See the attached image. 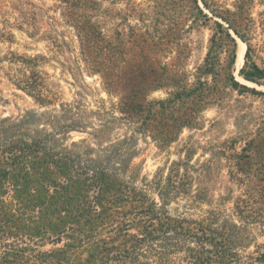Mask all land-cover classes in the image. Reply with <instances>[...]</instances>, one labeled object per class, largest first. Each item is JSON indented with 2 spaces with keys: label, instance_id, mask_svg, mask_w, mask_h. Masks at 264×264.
Wrapping results in <instances>:
<instances>
[{
  "label": "rangeland",
  "instance_id": "1",
  "mask_svg": "<svg viewBox=\"0 0 264 264\" xmlns=\"http://www.w3.org/2000/svg\"><path fill=\"white\" fill-rule=\"evenodd\" d=\"M251 65L264 69V0H0V120L72 122L65 146L146 190L171 220L144 231L135 216L126 238L147 264L263 263L264 80L240 75ZM231 72L259 93L231 89ZM178 92L194 94L162 114ZM125 105L144 109L138 124ZM107 233L105 250L123 247Z\"/></svg>",
  "mask_w": 264,
  "mask_h": 264
},
{
  "label": "trees",
  "instance_id": "2",
  "mask_svg": "<svg viewBox=\"0 0 264 264\" xmlns=\"http://www.w3.org/2000/svg\"><path fill=\"white\" fill-rule=\"evenodd\" d=\"M204 5L209 8L207 3ZM218 27L223 30L220 24ZM235 52L236 47L232 67L236 63ZM249 53L250 46L247 59ZM240 75L261 85L264 69L245 66ZM227 82L231 89L259 93L237 81L232 72ZM193 94L178 92L173 102L159 101L157 105L162 114L173 111L170 115L174 116L182 109L178 102L182 104ZM120 112L138 124L135 121L144 109L125 105ZM36 122L37 115L33 113L17 120H0V264H98L100 255L94 253L100 246L104 248V232H108L107 238L112 242L123 240V247L104 248L108 257H102L100 264L118 263L124 256L131 264H147V255L135 251L142 240L126 238L137 220L135 216L140 217L135 224L143 225L144 231L155 229L156 225L169 229L171 220L156 212L155 200L146 190L100 166L98 161L92 165L83 160L84 154L76 151L77 144L65 146L61 134L63 130H75L74 123L61 127L56 118L41 125ZM117 206H130L131 211L117 216L112 212ZM140 239L153 240L149 233ZM47 244L52 248L43 250ZM83 251L87 256L81 258ZM261 261L264 264V256Z\"/></svg>",
  "mask_w": 264,
  "mask_h": 264
},
{
  "label": "bare ground",
  "instance_id": "3",
  "mask_svg": "<svg viewBox=\"0 0 264 264\" xmlns=\"http://www.w3.org/2000/svg\"><path fill=\"white\" fill-rule=\"evenodd\" d=\"M246 52V45L242 42L239 43L237 48L236 68H240L244 61V55Z\"/></svg>",
  "mask_w": 264,
  "mask_h": 264
}]
</instances>
